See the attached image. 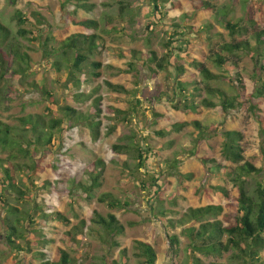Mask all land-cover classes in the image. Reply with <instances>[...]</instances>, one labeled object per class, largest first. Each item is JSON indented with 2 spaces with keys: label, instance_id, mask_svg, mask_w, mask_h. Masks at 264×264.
Instances as JSON below:
<instances>
[{
  "label": "rangeland",
  "instance_id": "rangeland-1",
  "mask_svg": "<svg viewBox=\"0 0 264 264\" xmlns=\"http://www.w3.org/2000/svg\"><path fill=\"white\" fill-rule=\"evenodd\" d=\"M202 1L164 0L161 11L154 13L144 0H85L84 2L94 4L90 12L75 7L73 0H19L15 4L11 0H0V21L13 33L17 30L12 18L16 9H21L25 14L37 11L43 20V25L35 27L34 34L19 39L22 49L30 55V68L22 77L12 70L8 71V81L1 84L6 87L4 90L10 96H6L9 101H5L0 107V119L17 128V119L28 114H43L47 119L62 117L63 113L58 109L60 103L87 114L93 97L98 95L102 97L103 109L99 117L102 122L101 135L97 140H93L86 121L80 119L72 127L67 124L60 126L54 133L53 148L36 153L34 159L39 161V165L33 173L34 185L28 181V195L32 196L34 202L18 205L16 199L12 198L11 203L26 209H31L35 204L39 206L38 213L32 211L36 215L34 227L38 229L32 231L29 224L26 236L31 243L34 242L35 234H40L46 241L33 246L32 251L26 249L17 252L11 250L0 235V264L39 262L41 259L33 256L36 251L43 252L47 260H56L58 247L65 248L77 264L119 261L122 249L126 250L130 264H140L135 255L138 241L153 246L157 254L156 264L180 263L184 258L182 252L178 257L171 254L167 230L163 226L165 222L155 217L149 204V192L152 188L148 182L156 178L154 183L160 184L162 200L154 204L155 209L159 205L163 206L169 211L166 214L169 218H178L188 207L210 203L225 207L230 198L211 189L212 186H224L230 197L237 196L236 187L228 175L235 164L222 155L223 130L240 131L243 135L244 160L258 168L264 167L260 153L264 143L259 136L260 124L257 118L260 111L250 107L254 105L264 108V103H260L258 98H254L252 102L244 101V97L240 96L237 102L242 105L230 109L226 116L222 115L220 106H202L199 100L206 96L205 82L188 61L191 57L205 63L215 72L226 70L231 62L218 66L214 61L216 53L230 56L222 50L221 45L233 38H249V34L241 30L232 36L225 27V19L237 21L241 27L248 26L247 13L252 11L255 20L259 21L262 15L257 8L264 5V0H204L214 5L212 9L199 7ZM73 15L77 18L95 19L98 27L88 31L74 25L69 19ZM29 26L31 25L26 27L30 28ZM55 28H60L58 37L93 32L96 39H101L99 41H102L103 47L94 56L95 60L102 63L100 77L75 91L67 90L57 83L56 74L45 57V49L49 47L43 44L45 37L51 35ZM175 30L177 34L174 33ZM177 36L182 40L176 41L174 45L180 46L186 42V51L172 60L173 66H183L184 76H189L188 80L196 81L201 88L198 91L200 97L195 98L199 105L198 112L183 110L182 107L174 108L175 104H183L188 92L181 96V91L173 87L170 66L158 69L153 62L148 61L144 65L137 60L134 68L125 72L133 59L126 55L118 56L119 53L134 49L139 53L153 51L158 58H162L170 47L165 43L169 42L170 37ZM238 64L245 93L249 94L257 85L254 62L248 54L239 52ZM18 79L23 84L21 87L17 86ZM107 81L125 86L127 92L111 91L106 85ZM33 84L37 86L34 87ZM210 84L223 88L231 96L239 95L236 87L225 78L213 80ZM10 86L14 92L8 90ZM39 86L50 90L57 99V104L52 105L47 101ZM94 89L96 92L92 93L91 98L82 97L78 100L71 96L76 92L88 95ZM132 95L142 98L141 108H132ZM190 99L188 98L189 101ZM194 120L209 128L208 133L199 136L198 129L192 123ZM182 121L187 124L176 130L173 124ZM113 124L112 132L107 134ZM160 131L163 133H158ZM113 144L149 147L160 154H150L148 170L141 172L136 169L137 160L133 148L116 155L112 150ZM7 154V151L0 148V159H6ZM204 157L213 161L203 164ZM99 159L104 162L101 183L86 198L78 184L82 182L89 185V167ZM16 161L21 165L17 176L25 178L28 170L24 163L29 160L19 158ZM260 179L264 183V174ZM142 183H145L144 186ZM251 184L252 181L249 185ZM66 190H72V194H67ZM103 192L114 194L121 201V207L111 209L106 203L99 202L97 197ZM41 211L46 216L41 215ZM95 211L103 215L114 213L124 225V233L115 237L118 245L112 246L104 242L103 238L97 237L95 232L101 230L91 220ZM52 212H60L67 222L53 220L48 215ZM67 231H72L75 236V242L71 245L66 243ZM179 231L176 227L171 232ZM179 238L182 248L187 239L182 235ZM22 242L20 240V244ZM22 244L25 245L24 242ZM202 258L205 262L214 259ZM217 260L228 261L229 253Z\"/></svg>",
  "mask_w": 264,
  "mask_h": 264
},
{
  "label": "trees",
  "instance_id": "trees-1",
  "mask_svg": "<svg viewBox=\"0 0 264 264\" xmlns=\"http://www.w3.org/2000/svg\"><path fill=\"white\" fill-rule=\"evenodd\" d=\"M19 0H11L16 3ZM85 0H73L75 7L82 8L88 12L93 10L94 4L84 2ZM149 4L151 10L155 13L161 11L162 2L164 0H144ZM199 7L212 9L214 5L210 2L202 1ZM261 13L262 19L255 20L252 11L247 13V25L241 27L240 23L232 19H225V27L229 33L234 36L239 31L243 30L249 34V38L236 39L233 38L230 42L223 43L221 48L230 56L216 53L214 58L218 66H224L226 62H231L223 72H215L209 69L205 63L197 61L189 57L188 61L198 73L202 76L205 84V97H202L199 102L204 107L220 106L223 116L228 114L230 109L242 105L237 102V98L244 97V101L252 102L254 98H258L260 103H264V5L257 8ZM225 14H223L224 16ZM17 25V30L13 33L9 27L0 21V107L9 101L7 97L10 93L5 92L3 84L8 81V71L22 77L28 73L30 68V55L24 49L19 39H25L29 34H34L36 28L43 25L42 16L37 11H32L25 14L21 9H16L12 16ZM70 21L74 25L84 27L88 31H93L98 27V22L90 18H77L70 16ZM27 25L30 28H27ZM68 26V24L66 25ZM60 28L53 29L51 35L45 37L43 44L49 49H45V57L48 59V65L56 74L57 83L61 84L67 90H79L83 85L96 80L100 77L99 69L102 63L94 59L97 51L103 47L101 39H96L95 33H72L65 37L60 36ZM175 34L176 30L174 31ZM184 33L183 31L181 32ZM182 38L170 37L169 42L165 45L169 47L166 54L162 58H158L155 52L139 53L137 50L130 49L126 52L119 53L118 56H129L133 59L128 63L129 68L124 70L128 72L134 67V62L139 60L144 65L148 61L155 63L158 69H166L170 66L172 74V85L175 89L181 91L180 95L184 96L183 104H175L174 108L188 110L190 112H198L199 105L195 101L196 97H200L201 88L197 86L194 80H188L189 76L185 75L183 66L174 65L172 60L178 55L181 56L186 51L185 43L180 46L174 45L176 41H181ZM177 50V51H174ZM239 52L248 54L254 62L255 76H257V85L249 94L245 93V87L239 70ZM50 59V60H49ZM153 71V70H152ZM155 73V70H154ZM225 78L237 89L239 95L231 96L226 90L219 86L210 84L213 80ZM235 83V84H234ZM23 84L18 79L17 86ZM108 89L114 92H127L125 86L106 82ZM33 86H37L33 84ZM192 87V88H190ZM42 90L44 98L52 103L57 104V99L53 93L45 86H39ZM9 91H15L12 86ZM88 95L82 92L72 93L75 99L81 100L82 97L91 98L92 93ZM13 99L12 97H10ZM188 98H191L190 101ZM217 98V101L215 100ZM102 97L95 96L92 99V104L87 114H82L69 106L68 104H59V110L63 113L62 117L47 119L43 114H28L19 117L18 127L3 122L0 119V148L7 151V158L0 159V235L11 250L20 252L21 250L32 251L33 246H37L45 242L40 234L33 236L34 242H30L27 238V226L30 224L32 231L38 228L34 227L36 215L32 211L39 212V206L35 204L31 209L18 207L11 203L12 198L16 199L19 204H32L33 198L28 195V181L33 183V173L39 165V161L35 160L36 153L43 150L44 152L53 148L54 133L63 124L72 127L74 123L84 119L88 128L91 131L93 140H97L101 135V120L99 117L103 111L101 105ZM143 104L140 97L132 95L131 105L135 109L141 108ZM252 109H257L260 113L257 118L260 124L259 136L264 143V108L250 106ZM193 125L198 129V135L208 133L209 128L203 127L201 123L194 120ZM187 122H177L173 124L176 130L182 129ZM114 124L110 126L107 134L111 133ZM163 133V132H158ZM222 155L223 157L235 164L234 168L228 173L230 180L233 182L237 190L236 197H230L224 186H212L211 189L218 192L221 196L230 198L229 203L224 207L220 204H206L198 207H188L180 214L178 218L167 217V211L163 206H158L155 209V203L161 201L160 184L154 183L156 178L149 181L151 191L149 192V204L156 218L163 220V226L167 230L168 243L170 245L171 254L174 257L180 256L181 252L184 256L180 263L175 264H264V183L260 179L264 174V167H256L251 162L244 160V148L242 146L243 135L238 130H223ZM135 146V145H134ZM133 148L135 158L137 160L135 166L138 171L146 172L148 170L149 155L158 156L160 153L153 151L151 148H141L139 145L135 147L122 144H113L112 150L118 155L125 153ZM261 159L264 164V146L260 148ZM19 158L28 159L29 162L24 163L28 172L25 178H19L17 172L21 171ZM213 159L202 158L203 164ZM104 169L103 160L99 159L93 162L89 167L88 179L89 185L79 183L80 189L83 191L86 198L91 195L93 189L100 185V176ZM260 177V178H258ZM253 182V184L249 185ZM145 183H142L144 186ZM160 188V189H159ZM54 190V187H51ZM72 190H66L67 194H72ZM28 195L25 197V195ZM97 200L111 208L121 207V201L111 192H103ZM33 201V202H31ZM226 209V210H225ZM41 215L44 212H40ZM45 215V214H44ZM53 220L67 222L66 218L60 212H52L48 214ZM46 216V215H45ZM44 216V217H45ZM46 219V217H45ZM92 223L98 226L102 232L97 231L95 234L99 238L112 246L118 245L115 237L124 233L125 227L118 220L114 213L109 212L103 215L99 212H94L91 218ZM83 223V221H82ZM178 227V233L171 232ZM77 229V228H76ZM66 243L71 245L75 242V236L72 231H67ZM179 235L184 236L187 242L181 248V240ZM20 240L25 243L20 244ZM27 243V244H26ZM136 256L140 260V264H156L157 254L153 246L149 243L138 241L136 242ZM30 247V248H28ZM125 249L121 250V260H107L102 264H130L125 253ZM58 258L56 260H47L44 258L43 252H34V257L41 259L39 262H27L25 264H77L74 258L70 257L68 251L63 247L57 248ZM229 253V260L226 262L217 259L222 258L224 254ZM202 257H213V260L205 262Z\"/></svg>",
  "mask_w": 264,
  "mask_h": 264
},
{
  "label": "crops",
  "instance_id": "crops-1",
  "mask_svg": "<svg viewBox=\"0 0 264 264\" xmlns=\"http://www.w3.org/2000/svg\"><path fill=\"white\" fill-rule=\"evenodd\" d=\"M137 97V96H136ZM142 99V98H141Z\"/></svg>",
  "mask_w": 264,
  "mask_h": 264
}]
</instances>
